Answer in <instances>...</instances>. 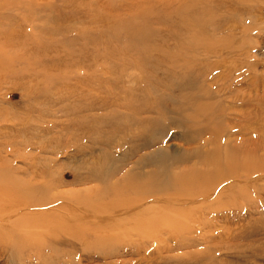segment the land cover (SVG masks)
<instances>
[{
    "label": "rangeland",
    "instance_id": "374dc122",
    "mask_svg": "<svg viewBox=\"0 0 264 264\" xmlns=\"http://www.w3.org/2000/svg\"><path fill=\"white\" fill-rule=\"evenodd\" d=\"M187 1L0 0V189L80 190L78 238L9 211L0 264H264V31L228 90L237 66L200 55ZM175 175L179 201L143 205L181 215L122 207Z\"/></svg>",
    "mask_w": 264,
    "mask_h": 264
},
{
    "label": "bare ground",
    "instance_id": "6f19581e",
    "mask_svg": "<svg viewBox=\"0 0 264 264\" xmlns=\"http://www.w3.org/2000/svg\"><path fill=\"white\" fill-rule=\"evenodd\" d=\"M180 7H182L183 12L189 8V12L185 13L186 16L185 15L182 16V20H184L183 18L185 17H189L190 20L192 21L194 31H196V33L198 34V38H195L193 40V43L194 45H196L200 55L207 59L214 58L215 60H218L220 64H223L225 66L224 67L225 70L230 68V66L232 67V64H235L237 66L227 74H223V76L218 77L219 79H221V82L226 84L225 85L226 88L229 90V88L234 86L235 83L245 80L244 69L247 67V62L246 64H244V62L248 60L249 54L252 52V48L246 45L245 42L246 40L244 39H246L245 37L250 35L259 36L260 34L259 32L264 31V12H263L264 0H188L187 2L184 3V6H180ZM254 16H258V17H254ZM235 24L239 26L240 29H237V26ZM241 28L245 29V31ZM236 30H238V32ZM215 67L218 68L219 66H215ZM250 69L252 70V68ZM216 93H217L216 96L218 97L222 96L221 92H216ZM234 99L232 101H234ZM241 101L243 100L238 99V104H245L244 102L241 103ZM42 147L47 149V147L45 146ZM78 153L80 152L78 151ZM234 162H236V160H234ZM244 164L246 166V163ZM232 169L235 168L232 167ZM224 171L225 170L219 172L220 177L225 176L224 174L227 172V170L226 172ZM127 172L128 171L125 172L126 175L129 174V172L128 173ZM3 175L8 177L6 174ZM4 176H0V179H3L2 181H6L5 180L6 178ZM175 177L176 178L173 177L174 178L173 180L169 179L163 185L157 186L159 187V188L156 187L157 189H152V188L141 189V190L137 189L136 191L133 190L132 188H127L125 192L127 191V193L131 194V192L133 191L135 194L134 195L135 199L133 200V203L132 201L125 203L122 205V207L126 208V210L128 211L127 207L130 206L131 210L133 209L138 210V213H140V215L141 213L144 212L145 213L148 212L154 215H161V213L162 215L164 214L169 215L172 209L174 213H176V215L177 214L181 215L182 212L185 211L186 209L185 207L176 208L175 206L168 208V211H166L165 209H160L161 205L155 208V206L152 205L153 204L152 202L151 203L146 202V204L144 205L151 204L152 207L154 208L148 207L146 210L145 209L143 210L141 208L142 206H144L143 202L158 196H166L164 198L166 202L175 203L179 201L178 197L182 196L183 193H181L177 189V187L183 186L184 182H187L189 179L188 176L185 175H182L181 177L175 175ZM31 179L34 178L32 177ZM118 182L119 180L117 181V183ZM61 186L62 185L56 183H49L48 191H46L42 183H34L32 180L28 184V187L32 189V193H31L32 196L29 195L30 197L22 195V193L19 190L15 192V194L10 195L8 194V190H10L11 188H7V187L1 188L0 189V223L4 222L6 219H9V216L11 214H15L12 212L11 214L7 215V212L15 211V212L23 213L27 217H29L28 228H35L38 230L39 229L49 230V233H51L54 236L69 235L78 238L77 232H80V208L77 205H80V190L73 189L67 191H62V190L58 191V189ZM17 187H19V185ZM17 187L13 189H18ZM176 189H177V191H175L176 195L174 196L168 195L170 190H176ZM53 191L55 192L52 193ZM38 192H45L44 195L39 193L44 197L37 199L36 195ZM110 192H112L111 194L113 196L118 198L123 197L120 195L126 194L125 192H122L120 195H118L116 194L115 189L111 190ZM12 196H15L16 198ZM187 198L192 199L193 201L195 200V198H189V197ZM65 203H67L68 205H65ZM44 207L51 209L53 212L51 213L50 217L47 218L45 221L42 218L36 219L38 225H34L33 220L35 219V216L33 215L32 211H30V209H33V211H35L37 209H41ZM97 209H100L104 213H108V212L110 213L116 210L117 206L112 204L111 205L106 204L104 207H97ZM151 210L152 212H150ZM28 211H30L31 213H29ZM145 213L143 215H145ZM114 229L115 226H112L111 228L105 230L113 231ZM110 240L111 238L108 239L106 238L105 242Z\"/></svg>",
    "mask_w": 264,
    "mask_h": 264
}]
</instances>
